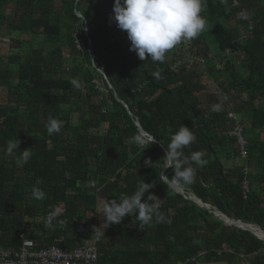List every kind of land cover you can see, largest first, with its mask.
<instances>
[{
    "label": "trees",
    "instance_id": "trees-1",
    "mask_svg": "<svg viewBox=\"0 0 264 264\" xmlns=\"http://www.w3.org/2000/svg\"><path fill=\"white\" fill-rule=\"evenodd\" d=\"M113 4L0 0V32L15 42L0 56V247L18 249L30 239L69 250L83 239L75 233L81 224L101 238L99 264H264V241L214 214L264 233L263 1L203 0L205 30L169 50L163 62L141 61L129 50L126 32L112 19ZM37 38L46 46L34 48ZM196 58L205 65L189 64ZM50 118L60 122L58 133H48ZM236 123L246 158L231 135ZM182 125L197 138L185 155L202 150L207 160L192 165L194 182L179 187L184 195L159 179L166 147ZM141 130L157 141L134 143ZM16 140L21 150L30 148L22 167L21 150L7 152ZM148 158L152 167L144 166ZM163 171L172 177L171 168ZM141 179L154 185L150 192L161 199L165 219L141 227L131 215L103 226L104 204L132 195Z\"/></svg>",
    "mask_w": 264,
    "mask_h": 264
},
{
    "label": "clouds",
    "instance_id": "clouds-1",
    "mask_svg": "<svg viewBox=\"0 0 264 264\" xmlns=\"http://www.w3.org/2000/svg\"><path fill=\"white\" fill-rule=\"evenodd\" d=\"M203 8V0H114L112 19L118 29L126 32L130 41L129 50L141 61L151 59L153 62H163L169 50L182 41L196 38L205 30L207 22L201 15ZM72 83L77 88L81 87L75 80ZM218 107L219 105H214V108ZM46 127L48 133L53 134L60 131L61 124L50 118ZM132 140L141 146L151 145L157 141L155 137H146L140 133L135 134ZM196 140L195 134L184 125L171 136L166 147V155L163 157L165 165L159 173L161 183L167 188L191 185L196 176V168L192 165L203 167L207 164L202 150L185 155L184 149L194 144ZM15 149H20V141H9L7 152L12 154ZM21 152L22 156L17 163L22 167L30 158V148ZM153 165L150 158L144 160L145 167ZM168 168L173 170L171 178L163 171ZM153 187V184L141 179L132 195H121L119 200L105 203L102 225L109 228L111 225L121 224L125 217L131 215H136L141 227L151 225L153 219L157 223L162 222L165 217L159 210L161 199L150 192ZM32 193L37 199L44 198L43 191L38 187H33ZM146 193L148 195L144 199ZM53 218L48 217L46 226H52Z\"/></svg>",
    "mask_w": 264,
    "mask_h": 264
},
{
    "label": "built area",
    "instance_id": "built-area-1",
    "mask_svg": "<svg viewBox=\"0 0 264 264\" xmlns=\"http://www.w3.org/2000/svg\"><path fill=\"white\" fill-rule=\"evenodd\" d=\"M194 62L204 63L202 59L196 58L189 64ZM229 118L236 120V115L230 113ZM242 133V125L236 123L231 135L237 137L242 150V158H246L247 142ZM243 190L246 198L250 191L247 181L243 183ZM94 231V228L89 229L87 226L78 224L75 227V233L83 236V239L81 243H77V247L69 250L56 245L38 247L36 241L30 239H23L22 245L18 249L0 247V264H99L98 244L101 238L99 235L92 237L90 234Z\"/></svg>",
    "mask_w": 264,
    "mask_h": 264
},
{
    "label": "rangeland",
    "instance_id": "rangeland-1",
    "mask_svg": "<svg viewBox=\"0 0 264 264\" xmlns=\"http://www.w3.org/2000/svg\"><path fill=\"white\" fill-rule=\"evenodd\" d=\"M263 1V3H264V0H262ZM14 6L13 5H10V7L9 8H13ZM239 31H240V34L242 35L241 37L242 38H244V37H246L247 36V30L245 29V28H242V27H240L239 28ZM4 34H6L5 32H0V56L2 57V58H6L7 56H8V54H9V52H10V47L11 46H13V45H15V42H11V41H8L7 39H8V37L7 36H3ZM45 47L46 46V42L45 41H43V39L42 38H37L36 40H34L33 41V47L34 48H40V47ZM186 49L187 48H189V45H185L184 46ZM231 55V54H230ZM228 56V55H227ZM228 59H229V61L230 60H232L231 59V56H229V57H227ZM199 63V62H198ZM237 64H239L238 62H237ZM199 65H205V64H203V63H201V64H199ZM240 65V64H239ZM239 69H241V67L239 66ZM100 72H101V74L102 75H104V73H103V71L102 70H100ZM104 78H105V76H104ZM205 80V82L206 83H208V85L210 86V88L211 87H213V84L209 81L210 80V78H209V76H206V78L204 79ZM97 84H101L100 83V81H97ZM240 161L239 160H237V163H239ZM226 165H230L231 163H228V162H224ZM193 196L194 195H192V194H190V196H189V199H190V197L191 198H193ZM191 200V199H190ZM222 220V219H221ZM223 222H224V224L225 225H227V226H229V224L227 223V222H225L224 220H222Z\"/></svg>",
    "mask_w": 264,
    "mask_h": 264
},
{
    "label": "water",
    "instance_id": "water-1",
    "mask_svg": "<svg viewBox=\"0 0 264 264\" xmlns=\"http://www.w3.org/2000/svg\"><path fill=\"white\" fill-rule=\"evenodd\" d=\"M78 16L81 17L80 14H79ZM110 87H111V86H110ZM125 106H126V105H125ZM126 107H127V106H126ZM137 126L140 127V125H139L138 123H137ZM141 133L144 134L146 137L149 136V135H148L146 132H144L143 130H141ZM173 189H175L176 192H178V193L184 195V191H183L181 188L176 187V188H173ZM190 199H191L193 202H195L196 204H198V205H199L200 207H202V208L211 209V206L204 204V203H203L202 201H200L196 196H193V198L190 197ZM214 214H215L216 216L220 217V219H222V220H224L225 222H227L230 226H235V227H237V228H239V229L247 230V231L251 232L252 234H254L255 236H257L258 238H260V239H262V240L264 241V238H262V237L259 235V233L264 234L263 231H262L260 228H258V227L255 226L256 228L252 229V227H253L254 225L244 224V223H242V222H240V221H234V220L228 218L227 216L221 214V213L218 212V211H215ZM258 231H259V232H258Z\"/></svg>",
    "mask_w": 264,
    "mask_h": 264
},
{
    "label": "bare ground",
    "instance_id": "bare-ground-1",
    "mask_svg": "<svg viewBox=\"0 0 264 264\" xmlns=\"http://www.w3.org/2000/svg\"><path fill=\"white\" fill-rule=\"evenodd\" d=\"M230 226V225H229ZM254 228H256V227H252V229H254ZM259 232V231H258ZM259 235L262 237V238H264V234H261V233H259Z\"/></svg>",
    "mask_w": 264,
    "mask_h": 264
}]
</instances>
